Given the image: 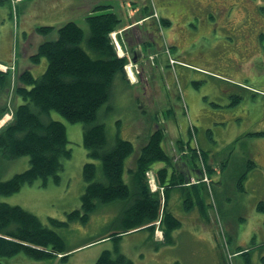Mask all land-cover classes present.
<instances>
[{"label":"rangeland","instance_id":"rangeland-1","mask_svg":"<svg viewBox=\"0 0 264 264\" xmlns=\"http://www.w3.org/2000/svg\"><path fill=\"white\" fill-rule=\"evenodd\" d=\"M252 5L254 15H243L242 9L251 10ZM145 11L152 14L144 17ZM107 12L122 19L121 28L110 33V38L118 55L127 58L131 80L127 85L114 83L111 98L99 110L96 121L104 123L110 140L118 134L132 142L135 151L126 168L130 160V167L134 166L135 153L157 126L164 128L161 146L172 157L169 166L182 168L179 153L187 151L172 148L178 138L189 141L188 127L193 124L196 134L191 144L205 148L208 164L214 170L209 176L208 164L198 159L196 164L206 171L207 180L202 175L191 176L186 184L204 183L208 190V220L196 208L184 210L182 195L173 190L169 207L182 221V227L172 232L174 242L156 250L146 230H134L123 234L121 252L135 264H262L264 210L257 205L264 201V134H260L264 132V0L0 3V71L11 76V90L6 100L0 97V102L5 100L10 109L17 102L13 97L16 72L27 68L37 76L44 71L45 58L39 64H31L29 59L43 41L57 36L59 26L74 21L87 30L86 15ZM42 26L53 30L41 34L36 28ZM237 94L241 100L233 103ZM51 116L64 122L67 147L72 149L70 158L63 160L59 184L49 179L43 186L38 179L13 194L0 195V201L33 212L56 229L72 251L65 261L56 256L30 260L22 253L3 260L7 264H96L103 250L114 248L113 239L106 235L113 230L111 221L121 215L125 205L119 201L101 205L84 225L73 222L58 228L49 223V217L66 219L68 212L81 207L86 185L81 169L91 161L83 145L82 123L67 121L54 111ZM10 117L11 113H6L0 119V128ZM249 158L257 166L246 179H239ZM184 160L190 166L189 151ZM28 164L27 156L14 160L0 157V179L26 169ZM164 165L154 162L145 173L150 190L158 189L155 169ZM153 233L155 240H162L161 228L156 227ZM102 237L106 238L99 239ZM240 250L250 254L243 255Z\"/></svg>","mask_w":264,"mask_h":264},{"label":"trees","instance_id":"trees-1","mask_svg":"<svg viewBox=\"0 0 264 264\" xmlns=\"http://www.w3.org/2000/svg\"><path fill=\"white\" fill-rule=\"evenodd\" d=\"M8 1L0 0V3ZM250 11L254 13L253 5ZM143 13L144 17H149L152 11L150 15L148 11ZM85 18L87 30L77 22H65L57 28L54 39L43 41L30 56L31 64H39L46 59L47 64L40 75H33L27 68L15 73L13 97L17 102L13 109L5 101L11 90V76L0 71V97L5 99L0 102V119L11 113V120L0 128V157L14 160L27 156L29 162L26 169L5 180L0 179V195L13 194L38 179L43 186L49 179L59 184L63 160L70 158L72 149L67 147L69 140L64 122L52 117L51 111L58 112L67 121H80L83 145L91 160L85 162L81 169L86 184L80 197L81 207L68 212L66 219L51 216L48 221L58 228L68 227L73 222L84 225L99 206L122 202L125 206L121 215L111 221L113 230L106 235L113 239L114 248L103 250L96 257V264H135L121 252L119 242L123 234L144 229L154 249L171 245L174 242L172 232L182 227V221L169 207L170 193L177 189L184 199V210L191 212L196 208L200 216L208 220L209 205L205 198L208 190L203 182L186 185L190 178L181 171L168 178L172 157L161 146L165 138L161 126L149 134L146 143L135 153L132 159L134 166L130 167V160L126 168L135 151L132 142L118 134L110 140L104 123L96 121L99 110L111 98L114 83L122 81L128 84L125 71L128 60L118 55L110 38V33L121 28L122 19L113 12L89 14ZM162 21L169 23L168 19L162 18ZM52 30L50 26L36 28L41 34ZM240 97L234 95L233 103L240 101ZM195 130L193 124L188 127V142L180 138L176 141L180 150L187 151L184 156L189 151L190 166L198 170L197 178H200L206 175V171L200 169L197 160L202 159L208 164V155L201 145L198 148L191 145ZM157 161L165 165L155 170V184L159 190L156 188L154 191L150 190L145 173ZM246 164L239 179H246L248 172L257 166L250 158ZM125 170H128L127 180L124 178ZM207 170L209 176L214 172L210 164ZM257 207L264 210V201H259ZM156 227L162 230L161 241L154 239ZM70 251L72 249L65 238L33 212L18 204L0 201V264H7L4 258L19 253L30 260L41 261L56 256L65 261ZM240 251L246 256L250 254L248 250ZM260 262L264 264V255L260 256Z\"/></svg>","mask_w":264,"mask_h":264},{"label":"crops","instance_id":"crops-1","mask_svg":"<svg viewBox=\"0 0 264 264\" xmlns=\"http://www.w3.org/2000/svg\"><path fill=\"white\" fill-rule=\"evenodd\" d=\"M176 144V143H175ZM178 148V145L176 144V146H174L173 145V150H175V149H177ZM205 149V148H204ZM182 153H184V151L182 152ZM184 154L183 155H181L180 156V153H179V157H178V159L181 161V164H182V168H178V169H176L175 167H171V166H169L168 167V173H167V176H168V178H170L171 176H172V174L174 173V172H183L185 175H187V177H189V178H191V176H195V177H197V175H198V170H195V169H193L191 166H189L188 164H187V162L184 160ZM190 163V162H189ZM160 164V163H159ZM160 167H163V166H160ZM154 168H156V167H154ZM157 168H158V166H157ZM187 168V169H186ZM186 169V170H185ZM155 170H157V169H155ZM176 191H178L177 189H175ZM171 193H173V191L171 192ZM177 193H179L180 194V196H181V193L178 191ZM176 196H177V194H176ZM179 196V195H178Z\"/></svg>","mask_w":264,"mask_h":264},{"label":"flooded vegetation","instance_id":"flooded-vegetation-1","mask_svg":"<svg viewBox=\"0 0 264 264\" xmlns=\"http://www.w3.org/2000/svg\"><path fill=\"white\" fill-rule=\"evenodd\" d=\"M168 6H170V5H168ZM224 8H222V10H223ZM244 12H243V15H245V14H250V16H252L254 13L252 12V11H250V10H248V9H242ZM242 15V17H244ZM154 40V39H153ZM246 43H247V41H245ZM133 51H135V49L133 50ZM137 52V51H136ZM136 52H133L134 53V55H137V53ZM188 142V141H187ZM190 142H191V140H190ZM193 146V145H192ZM196 170V169H195Z\"/></svg>","mask_w":264,"mask_h":264},{"label":"built area","instance_id":"built-area-1","mask_svg":"<svg viewBox=\"0 0 264 264\" xmlns=\"http://www.w3.org/2000/svg\"><path fill=\"white\" fill-rule=\"evenodd\" d=\"M128 66H129V65H125V69H126V71H127V72H128V71L130 72V70H129ZM129 72H128V77H129V79L131 80V77H130V74H129ZM204 171H205V170H204ZM204 176H205V178H204V179H205V180H207V178H206L207 176H206L205 174H204Z\"/></svg>","mask_w":264,"mask_h":264}]
</instances>
